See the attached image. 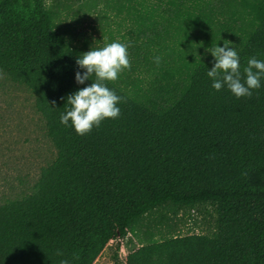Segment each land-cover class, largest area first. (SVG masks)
<instances>
[{
    "label": "trees",
    "instance_id": "obj_1",
    "mask_svg": "<svg viewBox=\"0 0 264 264\" xmlns=\"http://www.w3.org/2000/svg\"><path fill=\"white\" fill-rule=\"evenodd\" d=\"M19 1L0 0V77L33 95L55 156L0 201V264H92L118 238L126 264H264V78L237 98L195 65L163 113L105 81L120 115L78 135L59 115L91 83L74 79L83 51H65L43 0ZM236 5L256 12L264 0ZM238 54L243 79L249 57L264 60V17ZM192 211L206 228L181 235Z\"/></svg>",
    "mask_w": 264,
    "mask_h": 264
},
{
    "label": "rangeland",
    "instance_id": "obj_2",
    "mask_svg": "<svg viewBox=\"0 0 264 264\" xmlns=\"http://www.w3.org/2000/svg\"><path fill=\"white\" fill-rule=\"evenodd\" d=\"M26 1L20 0L19 4L26 5ZM124 1L44 0L50 12L59 14L56 23L71 32L78 29L81 23H84L85 29H94V31L104 30L105 24L107 29H111L116 34L122 30V27H128V34L131 33L132 41H134L127 43L129 47L131 43L133 44V48L127 51L130 52L133 61L129 67L131 72L123 76L126 84L124 93L142 106L156 113H163L171 108L188 88L189 72L193 66L198 64L212 66L214 63L211 54L201 50L202 35L204 39L209 40L203 47H209V49L216 45L210 46L211 42L218 41L221 36H217L219 32L214 33L215 24L211 28L208 27L209 31L205 27L206 32L204 33L195 29L194 40L197 42L193 41L195 43L192 44L194 45L192 52L183 53L179 50L172 58L165 51L162 52L164 58L160 57V62L156 63L153 58L161 53L150 50L148 59L144 60L139 51L141 31L138 5L153 3L155 6L157 0H131L135 10L132 11L131 16L133 17L130 23L122 18V11L113 12L108 8L109 4L120 5ZM161 1L158 0V2ZM242 13H246V10ZM54 14H52L53 21ZM251 15L252 12L247 10V22L236 26L231 30L235 35H229L224 39L230 46H234L238 53L264 17V9L257 10L253 16ZM200 34H202L201 37ZM150 36L152 37L144 42L145 45L151 46L153 42H156L155 35L150 34ZM115 38L116 36L113 37L114 40ZM108 40L107 37L106 41ZM65 41L68 43L69 40L65 38ZM73 42L76 43L75 40ZM85 44L89 48L92 47V39L86 40ZM33 98V95L25 90L16 91L8 88L3 78L0 77V201L26 188L25 184L32 182L37 177L40 168L55 156V149L45 134L44 122L34 108ZM205 228L206 220L202 214L195 211L191 212V216L178 222V232L181 235L202 233ZM123 242L124 240L120 238L109 241L92 264H112V257L115 253L120 264H126L127 252Z\"/></svg>",
    "mask_w": 264,
    "mask_h": 264
},
{
    "label": "crops",
    "instance_id": "obj_3",
    "mask_svg": "<svg viewBox=\"0 0 264 264\" xmlns=\"http://www.w3.org/2000/svg\"><path fill=\"white\" fill-rule=\"evenodd\" d=\"M130 1L131 0H125L120 5L109 4V11H122V18L130 23L131 18L133 17L131 16L133 15L132 11L135 10ZM43 3L46 11L50 15L53 30L64 41L65 51L71 50L75 47L80 48L83 52L88 51L89 46L86 45L85 42L89 39H92V47H102L105 43L112 42L114 40L113 37L115 36L117 38H115V40H119V42L122 43L127 44L134 41H132L131 33L128 34V27L126 26L122 27V30L118 34L109 28L107 29L105 24V28L102 31L99 29L97 31H94V29H85L83 25L84 23H81L80 27L74 32L68 31L56 23L59 14L56 12H50L47 8V2L45 3L43 0ZM228 3H233L236 7L227 10ZM155 4V6H153V3H140L138 5L141 31L139 51L144 60L148 59V52L150 50L161 53L160 55L158 54L161 58H164V53L162 52L165 51L170 57L175 53H178L179 50H182L183 53L192 52L191 49H193L194 46L192 44L195 43L193 41L197 42V40H194L195 29H199L198 31H200V33H204L206 32L204 28L207 27V31H209L213 24L216 25L214 33L219 32L217 36L220 35L221 39L218 38V41L211 42L210 46H212V44L222 45L225 38L229 35H235L231 30L235 29L236 26L247 22V10L252 12L251 16L255 14V10L253 9L237 7L236 0H162L161 2H158L157 0ZM243 10H246V13L243 14ZM52 14L55 15V22L52 19ZM227 15L229 17H227ZM96 21L98 22V20ZM196 26H198V28H195ZM208 27L210 28L208 29ZM150 34L155 35L156 42H153L151 46L148 44L145 45L144 42L149 40V37H152ZM201 35L202 34H200V37ZM107 37L109 38L108 41H106ZM65 38L69 40L68 43H66ZM73 40H75L76 43H74ZM202 40L203 46H206L209 42V40L204 39L203 35ZM180 44L182 45L179 46ZM203 46L201 50L209 48ZM129 48H133L132 43L130 44V47L128 46V49ZM128 58V68L121 71L116 80L108 81L122 92L126 90V87H124L126 84L123 76L125 77L126 74L131 72L129 67H131L130 63H132L133 60L130 52L128 53Z\"/></svg>",
    "mask_w": 264,
    "mask_h": 264
},
{
    "label": "clouds",
    "instance_id": "obj_4",
    "mask_svg": "<svg viewBox=\"0 0 264 264\" xmlns=\"http://www.w3.org/2000/svg\"><path fill=\"white\" fill-rule=\"evenodd\" d=\"M127 49L126 43L113 40L102 47H90L88 51L76 57L75 82L85 84L86 80H91V83L77 88L66 96L65 102L68 107L59 115L61 124L65 126L71 124L78 135H83L91 131L94 126L99 127L101 121L106 118H118L119 102L122 97L109 88L105 81L116 80L119 73L128 68ZM205 51L214 58V63L207 70L213 89L219 91L222 87L227 88L239 98L251 96L253 89L262 86L264 60L255 56L249 57L242 70V79L240 57L234 46H230L224 40L222 45L216 44L210 49L205 48ZM153 59L156 63L160 62L159 56ZM60 264H69V262L62 259Z\"/></svg>",
    "mask_w": 264,
    "mask_h": 264
}]
</instances>
